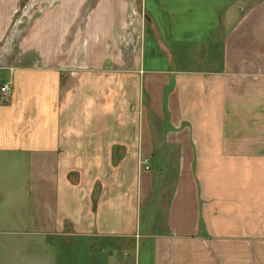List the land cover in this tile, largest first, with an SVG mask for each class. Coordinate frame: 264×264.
<instances>
[{
	"label": "crops",
	"instance_id": "0c3cea01",
	"mask_svg": "<svg viewBox=\"0 0 264 264\" xmlns=\"http://www.w3.org/2000/svg\"><path fill=\"white\" fill-rule=\"evenodd\" d=\"M165 1L0 0V264H264V0Z\"/></svg>",
	"mask_w": 264,
	"mask_h": 264
},
{
	"label": "rangeland",
	"instance_id": "374dc122",
	"mask_svg": "<svg viewBox=\"0 0 264 264\" xmlns=\"http://www.w3.org/2000/svg\"><path fill=\"white\" fill-rule=\"evenodd\" d=\"M165 4L160 3V10H156L154 8L155 4H148L150 7L148 8V14H152L153 16H158L157 18L160 20H170L174 22V28L172 29V32L174 35H178L180 38H183V42L186 43V34L189 33V30L192 29L190 25L194 28L192 31L194 35H200L201 37L207 34L206 28H208V24L206 20L208 19V16L206 13H208V7H204L203 0H194L195 6H193L194 14L187 9V0H177L176 2L174 0H166ZM179 8V10H178ZM206 9V10H205ZM179 11V12H178ZM206 17V18H205ZM177 21H176V20ZM192 20H195V22H191ZM178 22V23H177ZM197 23H200L198 25ZM171 27V26H169ZM163 32V31H162ZM149 54V53H148ZM150 54L155 56L156 58L165 59L166 56L163 54H160V51L153 47L152 51H150ZM21 241V240H20ZM50 254V258H46L44 262L40 260H34L29 262V264H62V243L60 241L52 242L49 247L45 250ZM23 252V250H21ZM45 257H47L45 255ZM77 262L78 264H89L86 255L84 252L77 253Z\"/></svg>",
	"mask_w": 264,
	"mask_h": 264
},
{
	"label": "built area",
	"instance_id": "2783aa9c",
	"mask_svg": "<svg viewBox=\"0 0 264 264\" xmlns=\"http://www.w3.org/2000/svg\"><path fill=\"white\" fill-rule=\"evenodd\" d=\"M12 92V86L11 84H3L0 87V97L3 99H8L11 95ZM141 167L145 170V171H150L151 167H150V160L148 158H144L143 160H141Z\"/></svg>",
	"mask_w": 264,
	"mask_h": 264
}]
</instances>
